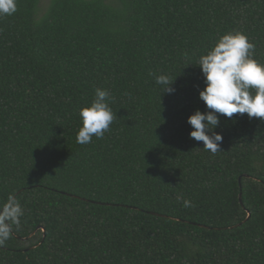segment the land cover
Segmentation results:
<instances>
[{
    "label": "trees",
    "instance_id": "obj_1",
    "mask_svg": "<svg viewBox=\"0 0 264 264\" xmlns=\"http://www.w3.org/2000/svg\"><path fill=\"white\" fill-rule=\"evenodd\" d=\"M229 31L264 63V0H17L0 16V203L24 213L0 264H264V120L220 115L215 154L190 138L207 111L195 63ZM97 88L115 118L79 144Z\"/></svg>",
    "mask_w": 264,
    "mask_h": 264
},
{
    "label": "clouds",
    "instance_id": "obj_2",
    "mask_svg": "<svg viewBox=\"0 0 264 264\" xmlns=\"http://www.w3.org/2000/svg\"><path fill=\"white\" fill-rule=\"evenodd\" d=\"M17 11V0H0V16ZM254 45L241 31H229L218 37L214 45L201 54L195 63L200 66L205 86L199 90V98L207 111L195 110L188 116L192 126L190 138L203 142V149L215 154L219 150L222 135L214 129L220 115L232 118L234 114H247L249 118L264 120V63L254 58ZM161 93H172L174 79L168 74H154ZM82 126L77 133V143L88 144L92 137L102 138L110 129L114 113L110 107L107 90L97 88L94 99L79 109ZM183 206L191 207L185 199ZM23 208L14 194L0 203V245L11 238L13 226L19 227Z\"/></svg>",
    "mask_w": 264,
    "mask_h": 264
},
{
    "label": "water",
    "instance_id": "obj_3",
    "mask_svg": "<svg viewBox=\"0 0 264 264\" xmlns=\"http://www.w3.org/2000/svg\"><path fill=\"white\" fill-rule=\"evenodd\" d=\"M249 218H250V213H249V216H248V218H247V219H249ZM32 235H33V234H32ZM32 235H31V236H32ZM25 239H27V238H25Z\"/></svg>",
    "mask_w": 264,
    "mask_h": 264
},
{
    "label": "rangeland",
    "instance_id": "obj_4",
    "mask_svg": "<svg viewBox=\"0 0 264 264\" xmlns=\"http://www.w3.org/2000/svg\"><path fill=\"white\" fill-rule=\"evenodd\" d=\"M48 0H43V3H46Z\"/></svg>",
    "mask_w": 264,
    "mask_h": 264
}]
</instances>
